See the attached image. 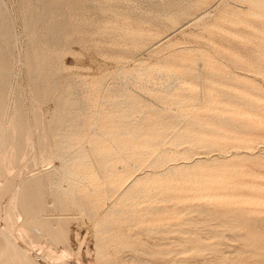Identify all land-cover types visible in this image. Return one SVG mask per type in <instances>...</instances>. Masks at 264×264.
I'll return each mask as SVG.
<instances>
[{
	"label": "rangeland",
	"instance_id": "1",
	"mask_svg": "<svg viewBox=\"0 0 264 264\" xmlns=\"http://www.w3.org/2000/svg\"><path fill=\"white\" fill-rule=\"evenodd\" d=\"M223 1H4L15 72L7 96L21 125L2 114L0 223L7 203L26 220L0 232V264H264V96L234 91L248 76L258 92L264 76L229 63L236 52L257 60L264 46L241 48L197 23ZM18 127L21 158L8 168ZM102 137H115L124 155L98 151L113 146ZM108 168L126 172L118 193L107 180L94 185ZM36 209L48 233L30 245ZM49 249L64 252L60 263Z\"/></svg>",
	"mask_w": 264,
	"mask_h": 264
},
{
	"label": "bare ground",
	"instance_id": "2",
	"mask_svg": "<svg viewBox=\"0 0 264 264\" xmlns=\"http://www.w3.org/2000/svg\"><path fill=\"white\" fill-rule=\"evenodd\" d=\"M5 1V0H4ZM4 1L3 0H0V11L3 10V5L5 6L4 4ZM26 1V0H25ZM244 7V8H242ZM7 12V16L3 19H0V119L2 117V114L4 116H8V114L10 113V117H11V121L12 122H16L17 123V120L18 122H20L19 124L21 125V120L18 119V115L17 113L20 112V107L18 105L14 106V105H10L9 104V101H10V96H7V92L9 93V90L11 88V77L13 75V73H15L13 71V69L11 68V65H10V57H9V54H8V51H9V48H12L13 47V43H12V37H11V24L13 23L11 19H9L10 17L8 16V11L6 10ZM3 13V12H2ZM10 14V13H9ZM2 14H0L1 16ZM3 16V15H2ZM9 17V18H8ZM18 19V18H17ZM28 21V20H27ZM197 21V20H196ZM196 23V22H195ZM194 23V24H195ZM197 23H199L202 27L206 28V30H209V29H215V31H217V33H219V35H221L223 38H228L230 39L231 41H235L237 43V45H239L241 48H246V47H254V46H257V45H263L264 46V0H225L223 2H221L218 7H217V12H216V15L212 16V14L210 13H206L204 15H201L197 21ZM29 33V32H28ZM15 35V34H14ZM231 37V38H229ZM251 37H259V40L253 42L251 40ZM16 38V37H15ZM14 39V37H13ZM17 41V40H16ZM208 44L209 45H214L215 44V41L213 39H209L208 40ZM168 43V41H167ZM175 43V42H174ZM228 46V43L226 44L225 42H221L219 47L220 49H224V47H227ZM264 52V51H263ZM30 55V54H29ZM201 55V54H200ZM257 55V60L255 59H250L248 61H245L244 59V55H242L241 53H234V58L231 60V62H229L230 64H234L236 67L238 68H241V69H244V70H247L248 72H251V74H256V73H261L262 75L261 76H264V72H258L257 70V67H261L263 65H261L262 63H264V58H261L264 54L263 53H259L256 54ZM255 55V56H256ZM246 56H249V54H247ZM32 60V59H31ZM142 62V61H141ZM33 63L31 64L30 62V66L32 67ZM157 66V65H156ZM144 67V66H143ZM142 67V69H143ZM146 67V66H145ZM155 67V66H154ZM169 67V66H168ZM168 67H166L165 65L164 66H159V69H161V73H169L170 75L174 74V72L172 71H169ZM223 67H229L228 64H224ZM222 67V68H223ZM34 68V67H33ZM172 68V67H171ZM141 69V70H142ZM153 69V67H152ZM152 69H150L149 71H142V72H139L137 73L140 77L139 79H141L143 76L145 77L146 75H148V77L146 78L148 80V78H151L153 73H152ZM158 69V68H157ZM173 69V68H172ZM155 70V69H154ZM174 70V69H173ZM156 72V70H155ZM159 72V71H158ZM157 72V73H158ZM37 73V68L33 69L32 72H31V77L34 76L35 74ZM120 73V72H119ZM136 74V72H133V74ZM149 74H151V76H149ZM177 74V72L175 73ZM231 75H233L232 73H230ZM137 75V76H138ZM156 75V74H154ZM179 75V74H178ZM230 75V76H231ZM136 76V75H135ZM161 76V75H160ZM167 77H169L168 75H166ZM251 76V75H250ZM174 77H177L174 75ZM235 77V75H234ZM34 78V77H33ZM181 78V77H180ZM233 78V77H232ZM122 79V78H121ZM143 79V78H142ZM145 79V78H144ZM172 81H173V78H171ZM178 83V81L180 80H177V78L175 79ZM243 81H245L247 83V86L246 87H243V88H236L234 91L235 92H238L237 90H239V94L241 96H264V89L263 87H260L258 92H253L252 91V88H254V84H258L256 83L257 81H255L254 79H251L249 78L248 76L246 77H243L242 79ZM171 81V82H172ZM170 82V81H169ZM170 82V83H171ZM241 83V82H240ZM174 84V83H173ZM176 84V83H175ZM223 84V83H222ZM43 85V84H42ZM146 85V84H145ZM168 85V84H167ZM172 85V84H171ZM220 85V84H219ZM225 85H228V84H224ZM174 87V86H173ZM181 87V86H180ZM230 87V86H229ZM17 88V87H16ZM231 88H235V87H231ZM60 89V88H59ZM16 92V91H15ZM257 98V99H258ZM14 99V98H13ZM252 99V98H251ZM256 99V98H255ZM262 100V99H261ZM44 101V100H43ZM11 102V101H10ZM178 108V107H177ZM22 110V109H21ZM11 111V112H10ZM243 111V110H242ZM37 114V113H36ZM238 115V114H237ZM242 115V114H241ZM250 116V114H248ZM132 116V115H131ZM256 117V116H255ZM5 118V117H4ZM3 118V119H4ZM249 119V118H248ZM7 120V119H6ZM25 121V120H24ZM99 121V120H98ZM8 122H9V119H8ZM7 122V124H8ZM11 122V123H12ZM261 123V121H260ZM26 124V123H25ZM10 125V124H9ZM11 125H14V123H12ZM96 126V124H93V126ZM98 125V124H97ZM26 126V125H25ZM94 126V127H95ZM13 127V126H12ZM23 128V126H20ZM9 128L11 129V126H9ZM8 128V129H9ZM15 129V127H13ZM57 128V127H56ZM9 129V130H10ZM8 130V131H9ZM18 130H19V133L17 134V143L20 145V147L15 150L14 152V159L11 160L10 158H8L9 160H11L10 164L8 165V168H15L17 166H14L13 164L16 162L18 163V158L20 157L19 155H21V140L23 137H25V132L22 131L21 128L18 127ZM14 131V130H13ZM7 132V131H6ZM10 132V131H9ZM8 132V133H9ZM7 133V134H8ZM11 133V132H10ZM9 133V134H10ZM16 133V131H15ZM14 133V134H15ZM5 134V121L1 122L0 121V136H4ZM8 137V135L6 136V138ZM151 137V136H149ZM5 138V137H4ZM16 138V137H15ZM103 139L107 140V141H110L113 146H108V147H104L103 148H97L98 151H103L104 152H107L108 154H116V155H119V156H123L124 155V152H125V147L124 146H121V145H118L119 141H117V139L114 137V139L112 138H108L107 137H102ZM13 140V139H11ZM10 140V141H11ZM23 141V140H22ZM24 142V141H23ZM5 143V142H4ZM64 143V142H63ZM88 143V142H86ZM85 143V144H86ZM7 144V143H6ZM58 145V144H57ZM129 147H133L135 146V143L133 142H130L129 143ZM41 146V145H40ZM2 147V146H1ZM87 147V145H86ZM4 145H3V149H4ZM14 148V146H13ZM6 150V148H5ZM30 150V149H29ZM28 150V151H29ZM12 151V150H11ZM3 152V151H2ZM42 152V151H41ZM45 152V151H44ZM54 152V150H53ZM5 154V153H3ZM7 154H9L7 152ZM12 153L10 152V155ZM28 154H30L28 152ZM94 154V153H93ZM1 155V154H0ZM95 155V154H94ZM4 156V155H3ZM7 156V155H6ZM59 156V155H58ZM168 156V155H167ZM1 157V156H0ZM57 157V156H56ZM54 157V158H56ZM63 157V156H62ZM134 157V156H133ZM166 157V156H165ZM169 157V156H168ZM13 158V156H12ZM21 158V157H20ZM22 158H23V155H22ZM126 158V157H125ZM136 158V156H135ZM172 158V157H171ZM163 159V157H162ZM7 160V159H6ZM21 160V159H20ZM24 161V160H22ZM61 162V161H60ZM1 163V161H0ZM73 163V162H72ZM125 163V162H124ZM23 165V164H22ZM21 165V166H22ZM62 165V163H61ZM19 166V165H18ZM121 166V165H120ZM132 166V165H130ZM135 167H137V163L134 164ZM6 167V166H4ZM123 167V165L121 166ZM17 168V167H16ZM21 168L20 166L18 167V169ZM17 169V170H18ZM58 169V168H57ZM8 170V169H7ZM111 168H108V170H106V176H100V179H99V182L96 183L94 185H100V182L102 183L103 181L107 180L109 183V189L112 191V193H118L119 191L122 190V187L124 186L126 180H127V175H126V172L125 173H122V174H116L112 171H110ZM10 171V170H8ZM7 172V171H6ZM67 172V171H66ZM99 172V171H98ZM104 173V172H103ZM15 174V173H14ZM76 173H74L75 175ZM100 174V172H99ZM45 175V174H44ZM85 175V174H84ZM101 175V174H100ZM103 175V174H102ZM41 177V176H40ZM50 179V178H49ZM92 179V178H91ZM27 180V179H26ZM30 180V179H28ZM33 181L35 179H32ZM8 181V180H7ZM6 181V182H7ZM32 181V182H33ZM54 181V180H53ZM52 180H50L51 184L53 182ZM57 181V180H56ZM96 181V180H95ZM19 182V181H18ZM21 182V181H20ZM28 182V181H27ZM136 182V180H135ZM26 184V181L24 182ZM66 183V182H65ZM90 183V182H89ZM21 184V183H20ZM23 184V182H22ZM134 184V183H133ZM29 185V184H28ZM67 185V184H66ZM77 185H79V180H76L75 182H73L71 184L72 186V189H74ZM128 185V184H127ZM126 185V186H127ZM131 185V184H130ZM21 186V185H20ZM31 186V184H30ZM34 186V185H33ZM125 186V187H126ZM24 188V187H23ZM45 188V187H43ZM108 189V188H107ZM106 189V190H107ZM18 190V189H17ZM92 193H99V190H98V187H95L94 188H91L90 189ZM53 191V190H52ZM60 191V190H59ZM72 191V190H71ZM108 192V191H107ZM121 193V192H120ZM125 193V192H124ZM118 195V194H117ZM116 195V196H117ZM65 196L66 197H70L68 193H65ZM11 197V196H10ZM13 197V196H12ZM105 197V196H104ZM104 197L102 198H99V201L102 200L103 202L104 201ZM20 198V196H19ZM111 202V201H110ZM113 202V201H112ZM109 203V202H108ZM12 204V203H11ZM10 203H7L6 205L3 206V214L5 216V218L7 219L5 222H2L0 223V232L2 231V234L6 232H12V228L9 227V222L12 223V225L15 226V224L19 223V225H22L23 222L22 221H25L26 220V215H25V212H20V210H16L17 207L13 208V206L11 205ZM14 205V204H13ZM22 205V204H20ZM19 205V206H20ZM91 205H93V203H91ZM104 205V203H103ZM113 205V204H112ZM16 206V205H15ZM24 206V205H23ZM29 206V205H27ZM26 207V206H25ZM109 207V206H108ZM111 207V206H110ZM91 209L92 212H91V216H96L98 215V212H99V209H98V206H95V207H92ZM28 210V209H27ZM106 210V209H105ZM30 213V212H29ZM28 213V214H29ZM32 214L34 216V220H36V222L38 221L39 223H41L42 225V228H38L37 226L39 225V223L37 224L36 222H34V224H30V225H33L31 226L32 230H30L29 234H27L26 236V241L28 242V244H36V242L39 241V239L41 237L45 238L46 236V233L47 232V229H48V226H49V223L48 221L46 220V214H45V211H37V209L35 211H32ZM29 216V215H27ZM102 216V215H101ZM107 216V215H106ZM105 216V218H106ZM32 217V216H30ZM23 219V220H22ZM33 219V217L31 218ZM30 219V220H31ZM99 219V218H98ZM96 219V220H98ZM32 221V220H31ZM99 221V220H98ZM27 222V221H26ZM29 222V221H28ZM35 223L37 224V226H35ZM25 224V223H24ZM11 226V225H10ZM21 229L22 227L24 228V226H19ZM26 227V226H25ZM19 228V229H20ZM20 229V230H21ZM26 229V228H25ZM151 229V228H150ZM24 229L23 231L21 232V236L24 235ZM151 231V230H150ZM155 231V230H154ZM28 233V232H27ZM16 234V233H15ZM20 236V237H21ZM50 236V235H49ZM7 237V236H6ZM52 238V236H50ZM8 238V237H7ZM17 238V237H16ZM22 238V237H21ZM20 238V239H21ZM25 238V237H24ZM18 240V238H17ZM49 240V239H48ZM11 242H14L13 239ZM25 242V243H27ZM67 241L64 242V244L66 245ZM48 243H51V242H48ZM15 244V243H14ZM27 244V245H28ZM40 245V243H39ZM19 248V250H21L23 253H24V249L22 248V246L20 245H15ZM33 246V245H32ZM67 246V247H66ZM65 246V252H66V256H69L71 257L72 256V252L71 249L69 248V245H66ZM40 247V246H39ZM49 248V246H48ZM53 248V247H51ZM54 249V248H53ZM53 249H49L48 252L52 253V256H54L56 258V261L60 263L61 261V257L63 256L62 254L64 253H61V252H57ZM105 249V248H104ZM32 250V249H31ZM98 250V249H97ZM26 251V250H25ZM64 251V250H63ZM100 251V250H99ZM46 252V251H45ZM97 252V251H96ZM27 253V252H26ZM49 253V254H50ZM101 253V252H100ZM107 253V252H105ZM104 253V254H105ZM28 254V253H27ZM101 255H103V253H101ZM45 256V255H44ZM43 256V257H44ZM25 258V257H23ZM30 258V257H28ZM32 258V257H31ZM30 258V259H31ZM101 258V257H100ZM27 259V258H26ZM44 259V258H43ZM31 261V260H30ZM35 261V260H34ZM8 262V260H7ZM29 262V261H28ZM3 264L5 263L2 262ZM7 264V263H6ZM29 264V263H28ZM37 264H40V263H37Z\"/></svg>",
	"mask_w": 264,
	"mask_h": 264
}]
</instances>
